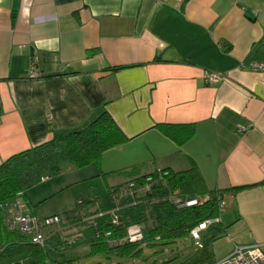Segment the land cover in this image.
I'll return each instance as SVG.
<instances>
[{
    "label": "crops",
    "instance_id": "crops-1",
    "mask_svg": "<svg viewBox=\"0 0 264 264\" xmlns=\"http://www.w3.org/2000/svg\"><path fill=\"white\" fill-rule=\"evenodd\" d=\"M262 35L264 0H0V163L107 111L126 140L102 153L101 172L196 165L206 190L223 192L201 247L190 232L155 238L175 244L168 264H211L235 245L264 250V71L247 67L264 59L252 51ZM206 71L223 79L207 83ZM61 223L81 236L55 264H99L83 224Z\"/></svg>",
    "mask_w": 264,
    "mask_h": 264
},
{
    "label": "trees",
    "instance_id": "trees-1",
    "mask_svg": "<svg viewBox=\"0 0 264 264\" xmlns=\"http://www.w3.org/2000/svg\"><path fill=\"white\" fill-rule=\"evenodd\" d=\"M253 56L264 58V35L252 47ZM126 137L107 111L93 118L83 128L54 135L50 140L33 148L9 156L0 163V264H49L59 261L68 240L62 232L51 228V236L44 246L30 241L27 235L18 231H9L5 225L8 205L16 199L25 201V192L41 181V177H51L60 172L59 164L68 161L78 168L94 164L98 174L85 179L91 191L89 199L77 198L74 213L66 214L72 225L83 224L82 238L87 239L91 253L114 254L120 257L138 256L142 244L152 246L156 239L168 241L188 233L205 219L218 214L217 203L222 191L206 190L201 175L196 167L184 171L170 169L155 170L142 175H134L136 168L131 167L122 174L132 173L121 185H108L107 179L120 172L103 173L100 171L101 155L107 149L125 142ZM166 172L163 181L145 193L136 205L123 207L117 225H111L109 216L95 219L96 225L82 223L88 215L106 212L118 204H125L120 197L122 187L129 180L140 183L147 176H159ZM47 180V179H46ZM245 187V186H243ZM232 187L228 190H239ZM197 198L198 204L192 207H176L168 196ZM94 210H91L92 208ZM57 215V214H55ZM59 216V215H58ZM60 218V216H59ZM138 223L142 226L143 240L135 243H122L108 247L96 237V233L106 229L112 230L114 237H122L127 225ZM60 226L63 228L60 218ZM65 229L63 228V231Z\"/></svg>",
    "mask_w": 264,
    "mask_h": 264
},
{
    "label": "built area",
    "instance_id": "built-area-1",
    "mask_svg": "<svg viewBox=\"0 0 264 264\" xmlns=\"http://www.w3.org/2000/svg\"><path fill=\"white\" fill-rule=\"evenodd\" d=\"M247 67L252 71H264V59L252 60L248 63ZM30 76L34 78L40 77V73L34 65L31 67ZM203 79L207 83H215L222 80L223 75L206 71L203 74ZM47 120H51V115L49 113L47 114ZM246 129L247 126L245 125H237L236 127V130L239 133L244 132ZM164 175H166V172L160 174L158 177L147 176L140 183H135L133 180H129L127 185L122 187L119 195L127 200L125 204H118L106 212H98L94 215L85 216L81 222L95 226V219L97 217L108 215L110 224L114 226L117 225L120 220V210L123 207L136 205L145 193L149 192L154 186L163 181ZM46 179H48L47 176L41 177V181H45ZM168 200L178 208L192 207L198 204L197 198L179 197L175 195L168 196ZM21 202L22 200L18 198L8 205V215L5 220V225L9 231H18L21 234L27 235L32 243L40 246H44L47 240V236L43 233L44 228L50 227L56 232H63L58 215H51L44 217L43 219H38L35 215L26 213L24 211V204ZM217 208L218 213L223 212L225 209V204L222 198L218 200ZM218 221V216L205 219L189 231L191 238L197 247H201L199 232L204 230L210 223ZM80 236L81 233L76 231L72 238L66 240L67 245H71ZM96 237L102 239L108 247H115L122 243L141 242L143 240V231L140 224L131 223L126 226L122 237H114L112 230L110 229L97 232ZM62 264L69 263L63 262ZM211 264H264V250H262L261 243L252 245H235L228 255Z\"/></svg>",
    "mask_w": 264,
    "mask_h": 264
},
{
    "label": "rangeland",
    "instance_id": "rangeland-1",
    "mask_svg": "<svg viewBox=\"0 0 264 264\" xmlns=\"http://www.w3.org/2000/svg\"><path fill=\"white\" fill-rule=\"evenodd\" d=\"M59 168L60 172L57 175L51 176L45 181H40L38 184L26 190V201L22 200L21 202L24 205L28 202L30 204L29 207L35 210V214L39 219L53 214L59 215L60 218L64 217L66 214L72 215L74 213L77 198L89 199L91 197V191L86 186L84 180L96 175V170L99 172V169L94 166V164L78 168L68 161H62L59 164ZM132 175V173L122 174V172H120L114 176V181H125L132 177ZM51 230L52 229L45 230L43 233L47 235L51 233ZM71 234L72 233L68 229L62 232V235L67 239L72 237ZM174 246L175 244L170 241L165 244H156L150 247L143 245L138 256L120 257L114 254H102L103 252L96 253V256L99 257L98 259L101 264H161L163 259L166 260L170 258V261L166 262V264H168L171 263V260L176 256V249ZM179 246L183 245L178 244L177 247ZM174 260H176V258ZM55 262L56 261L51 260L49 264H55Z\"/></svg>",
    "mask_w": 264,
    "mask_h": 264
}]
</instances>
